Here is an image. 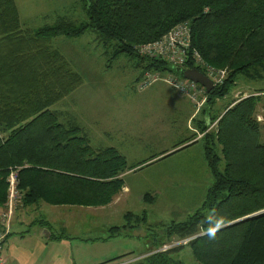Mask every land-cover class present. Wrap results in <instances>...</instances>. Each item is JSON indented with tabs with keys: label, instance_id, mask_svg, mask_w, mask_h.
Instances as JSON below:
<instances>
[{
	"label": "trees",
	"instance_id": "obj_1",
	"mask_svg": "<svg viewBox=\"0 0 264 264\" xmlns=\"http://www.w3.org/2000/svg\"><path fill=\"white\" fill-rule=\"evenodd\" d=\"M78 1L83 3L87 21L58 17L51 25L23 30L15 1L0 0V207L6 203V179L14 167L19 168L18 190L25 207L38 203L99 207L122 190L119 175L124 160L113 148H97L94 157L85 159L89 149H83L85 138L75 136L77 128L59 123L50 109L81 83L66 58L52 48L53 38L92 32L104 52L112 50L114 59L137 57L140 72H169L183 78V70L195 68L206 75L197 62L173 69L163 60L135 53L137 45L157 41L173 27L187 23L189 53L195 52L208 66L226 70L227 76L206 94V107L199 114L205 117L199 121L200 132L212 185L203 208L187 222L172 224L166 234L178 240L197 236L186 246L200 264H264L260 91L232 100L221 112L214 113L209 106L230 93L237 76L255 78L264 72V0ZM211 124H216L213 132L208 131ZM204 210L211 211L208 217ZM213 215L225 217L229 226L209 238ZM182 248L151 250L135 264H183L174 258Z\"/></svg>",
	"mask_w": 264,
	"mask_h": 264
},
{
	"label": "rangeland",
	"instance_id": "obj_2",
	"mask_svg": "<svg viewBox=\"0 0 264 264\" xmlns=\"http://www.w3.org/2000/svg\"><path fill=\"white\" fill-rule=\"evenodd\" d=\"M14 1L23 30L51 25L58 17L79 23L87 21L83 3L78 0ZM51 46L66 58L81 83L50 109L57 113L59 123L77 128L75 136L85 138L87 146L83 145V149L89 148V156L84 153L87 154L85 159L94 157L97 148L116 151L124 160L122 190L108 204L99 207L38 203L28 207L27 214H21L16 229L20 228L21 221L34 218L36 224L42 220L48 225L49 231L42 230L44 235L66 236L70 243L79 241L77 236L94 239L96 244L88 242L86 251L88 254L94 247V257L109 253L119 256L125 250L131 251L120 258L103 260L102 264H124L125 261L135 264L151 250L166 251L176 247L183 248L174 254L175 259L183 264H200L186 246L197 236L178 240L166 234L172 224L187 222L203 208L213 182L204 157V141L197 139V133L192 130L200 115H195L188 123L189 116L198 109L163 82L169 72H140L135 65L139 59L134 56L114 59L112 50L107 48L104 52L92 32L77 38H53ZM139 46L135 50L137 55ZM146 74L156 81L141 88ZM260 75L255 78L237 76L230 93L210 103L212 112L217 109L221 112L239 98L240 93L264 90V72ZM261 113L257 116L260 124L264 119ZM201 126L199 122L200 129ZM215 127L216 124H211L208 131L213 132ZM262 128L264 141V126ZM203 135L200 133L199 137ZM188 140L191 141L178 146ZM210 213V210L203 211L206 217ZM125 227L133 231H124ZM23 228L20 231L26 230ZM126 246L131 249H122ZM62 250L56 246L55 253Z\"/></svg>",
	"mask_w": 264,
	"mask_h": 264
},
{
	"label": "crops",
	"instance_id": "obj_3",
	"mask_svg": "<svg viewBox=\"0 0 264 264\" xmlns=\"http://www.w3.org/2000/svg\"><path fill=\"white\" fill-rule=\"evenodd\" d=\"M259 91H260L259 95L261 96V98L259 102V107H258L259 109L257 116H259L261 112L264 113V90H255L251 93L250 92L240 93L241 97H247L249 95H255V92H259ZM198 114H200V110H198L197 113H195L194 111L189 116L188 123L190 119H192V117ZM201 119L204 120L205 117H201L200 115L195 129L194 128L192 129L195 133H197L198 136L196 138L199 140H201L200 139L201 137H199V134L201 133L199 128V121ZM261 125L262 127L264 126L263 118ZM262 133H263V129H262ZM121 177L122 174L119 175L120 179ZM123 190L125 191V188H123ZM28 207L31 206L25 207L23 205H18V207L11 216L10 225L8 227L4 240L1 244L0 256L7 259L10 264H102L104 262L103 260H105L106 262L110 259L123 256L131 252L130 250H125L120 254H118L119 256H112V254L109 253L103 257H96V256L94 257L92 253L94 247H91L88 254H86L87 243L91 242V244H96L94 242V239L91 238L83 239L77 236L76 238L80 240L74 241L76 243H70L69 240L68 241L66 240L68 239V237L66 236H59V235L55 236L52 233L44 235L45 232L42 233V230L47 229L49 231V227H47L48 225L44 224V221L42 220H39L40 223L38 222V224H36L37 220H35L34 218L31 220H27L26 222L21 221L19 223L21 225L20 228L16 229V223L18 222V218L21 216L23 212L24 214H27ZM68 207H75V206H68ZM4 209H5L4 206L0 207V216L3 213ZM86 210H90V209H86ZM37 226L39 230L35 231V228ZM22 227H24L23 229L26 230L20 231ZM2 230H3L2 225L0 224V232ZM15 230H17V232H15ZM125 230L126 231L130 230V232L133 231L129 228L124 229V231ZM90 233H92V231H90ZM56 246H59L63 250L55 253ZM127 248L131 249L130 246L123 247L122 249H127ZM101 261L103 262L101 263Z\"/></svg>",
	"mask_w": 264,
	"mask_h": 264
},
{
	"label": "built area",
	"instance_id": "obj_4",
	"mask_svg": "<svg viewBox=\"0 0 264 264\" xmlns=\"http://www.w3.org/2000/svg\"><path fill=\"white\" fill-rule=\"evenodd\" d=\"M191 32L187 23H181L173 27L167 34L161 37L159 40L142 44L137 47L138 55L142 57L156 58L165 61L173 69H183L189 62H197L200 64L206 73V76L212 81L213 86H220L223 84L227 76L226 70L215 69L206 65L200 57L194 52L192 55L190 52ZM167 73V72H166ZM163 82L170 85L181 96L193 104L198 110L205 104L206 92L205 89L198 84L185 80L174 74L167 73ZM149 76V78H148ZM152 79V80H151ZM156 81L152 78V75H145L144 80L140 84L141 88L149 86ZM18 167L10 168L9 174L6 179L7 183V200L4 205V211L0 216V224L2 225V231L0 232V248L4 240V237L8 230V222L11 219L13 212L18 205H21L20 192L18 190L19 176ZM167 248H164V250ZM135 260V259H134ZM124 264H129L132 261H125ZM0 264H10L7 259L0 256Z\"/></svg>",
	"mask_w": 264,
	"mask_h": 264
},
{
	"label": "water",
	"instance_id": "obj_5",
	"mask_svg": "<svg viewBox=\"0 0 264 264\" xmlns=\"http://www.w3.org/2000/svg\"><path fill=\"white\" fill-rule=\"evenodd\" d=\"M182 77L185 80H188L190 82H193V83L198 84L199 86L203 87L207 94H209L214 88L212 81L206 75L202 74L201 72H199L195 68L183 70ZM259 213H261V212H259ZM259 213L244 217V218L239 219L233 223H230L229 225L241 222V221L246 220V219H248L252 216H255ZM229 225H226V226H229ZM223 227H225V226H223Z\"/></svg>",
	"mask_w": 264,
	"mask_h": 264
},
{
	"label": "clouds",
	"instance_id": "obj_6",
	"mask_svg": "<svg viewBox=\"0 0 264 264\" xmlns=\"http://www.w3.org/2000/svg\"><path fill=\"white\" fill-rule=\"evenodd\" d=\"M210 220L213 221V225L207 229V235L209 238H215L216 233L228 223L227 219L223 216H211L209 217Z\"/></svg>",
	"mask_w": 264,
	"mask_h": 264
}]
</instances>
